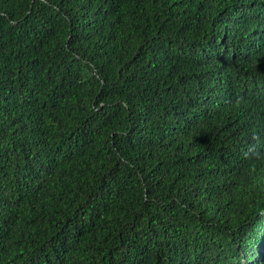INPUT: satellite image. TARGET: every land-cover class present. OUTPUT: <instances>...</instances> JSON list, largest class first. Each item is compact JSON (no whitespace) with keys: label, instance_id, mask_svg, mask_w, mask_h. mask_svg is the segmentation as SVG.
Masks as SVG:
<instances>
[{"label":"trees","instance_id":"1","mask_svg":"<svg viewBox=\"0 0 264 264\" xmlns=\"http://www.w3.org/2000/svg\"><path fill=\"white\" fill-rule=\"evenodd\" d=\"M0 264H264V0H0Z\"/></svg>","mask_w":264,"mask_h":264}]
</instances>
